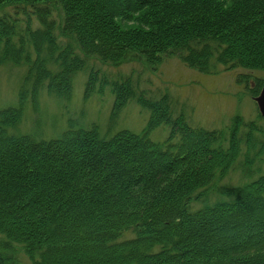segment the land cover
I'll list each match as a JSON object with an SVG mask.
<instances>
[{
	"label": "trees",
	"instance_id": "obj_1",
	"mask_svg": "<svg viewBox=\"0 0 264 264\" xmlns=\"http://www.w3.org/2000/svg\"><path fill=\"white\" fill-rule=\"evenodd\" d=\"M179 58L206 74L243 69L264 86V0H0V67L25 68L0 108V264H264V117L191 125L169 92L102 66ZM97 62V63H96ZM114 94L111 126L21 129L43 93ZM132 100L141 132L114 131ZM171 127L163 141L150 135ZM237 179H233L235 176Z\"/></svg>",
	"mask_w": 264,
	"mask_h": 264
},
{
	"label": "rangeland",
	"instance_id": "obj_2",
	"mask_svg": "<svg viewBox=\"0 0 264 264\" xmlns=\"http://www.w3.org/2000/svg\"><path fill=\"white\" fill-rule=\"evenodd\" d=\"M102 70L114 78L135 71L141 87L149 89L153 95L169 92L176 114L183 113L193 126L222 129L231 123L234 115L239 113L246 119L254 118L259 109L255 98L246 92V84L238 80L240 74L250 71L240 68L206 74L186 66L179 58H165L155 68L146 63L132 62L120 66L104 65ZM251 73L264 74L257 71ZM24 74V67H0V108L17 104ZM86 79L84 71L77 75L71 100H61L43 93L38 112L32 110L31 106L26 109L21 129L52 138L59 136L73 120L78 126L89 127L96 123L102 132L108 131L114 94L107 86L103 93L98 92L86 99ZM148 119L149 113L136 100H132L120 111L113 132L123 128L141 132ZM170 131V125L162 124L152 131L150 137L163 141ZM234 176L233 179H237L238 176Z\"/></svg>",
	"mask_w": 264,
	"mask_h": 264
},
{
	"label": "water",
	"instance_id": "obj_3",
	"mask_svg": "<svg viewBox=\"0 0 264 264\" xmlns=\"http://www.w3.org/2000/svg\"><path fill=\"white\" fill-rule=\"evenodd\" d=\"M255 101L257 102L261 115L264 117V86L259 95L255 97Z\"/></svg>",
	"mask_w": 264,
	"mask_h": 264
}]
</instances>
